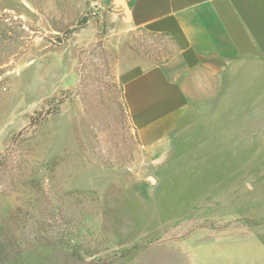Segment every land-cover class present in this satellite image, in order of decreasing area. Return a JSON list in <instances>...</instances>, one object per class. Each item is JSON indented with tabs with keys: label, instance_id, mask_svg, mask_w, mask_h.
Returning a JSON list of instances; mask_svg holds the SVG:
<instances>
[{
	"label": "rangeland",
	"instance_id": "1",
	"mask_svg": "<svg viewBox=\"0 0 264 264\" xmlns=\"http://www.w3.org/2000/svg\"><path fill=\"white\" fill-rule=\"evenodd\" d=\"M128 1L0 0V264H264V64L148 150L122 73L173 47Z\"/></svg>",
	"mask_w": 264,
	"mask_h": 264
},
{
	"label": "crops",
	"instance_id": "2",
	"mask_svg": "<svg viewBox=\"0 0 264 264\" xmlns=\"http://www.w3.org/2000/svg\"><path fill=\"white\" fill-rule=\"evenodd\" d=\"M125 12L128 31L173 47L161 61L136 57L122 73L130 120L155 153L170 152L190 113L233 88L240 62L264 64V0H130ZM231 257L246 264L239 251Z\"/></svg>",
	"mask_w": 264,
	"mask_h": 264
}]
</instances>
